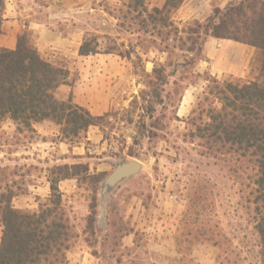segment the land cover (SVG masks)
<instances>
[{
    "label": "trees",
    "instance_id": "obj_1",
    "mask_svg": "<svg viewBox=\"0 0 264 264\" xmlns=\"http://www.w3.org/2000/svg\"><path fill=\"white\" fill-rule=\"evenodd\" d=\"M185 0H165L163 7L150 8L147 0H129L121 7L110 10L120 28L146 38L159 40L165 45L162 52L175 49L200 58L209 38L232 40L256 49L248 79H207L204 102L183 119L187 124L185 142L195 145L199 156L210 159L226 174L237 189L247 221L257 238V249L264 264V0H235L225 9L215 8L205 21H194L182 29L173 15ZM6 0H0V37L4 22ZM183 35H186L184 38ZM202 40L203 45H201ZM96 36L87 37L80 47V56L115 54L131 59L130 52L113 48L101 50ZM168 58V59H169ZM168 63V61L166 62ZM193 63L182 62V67ZM167 64H156L146 73L154 97H161L157 87L168 83ZM194 65V64H193ZM70 72L64 66L50 62L37 50L31 34L24 31L15 50L0 45V129L6 122L16 130L17 141L32 142L37 134L35 126L52 121L61 127L59 140L80 144L88 139L92 127L102 128V122L111 116H94L89 110L73 102L56 97L69 82ZM177 86V83H174ZM120 158H137L131 151ZM8 168H0V264H67V253L76 239L75 226L66 208L59 185L65 180H76L78 188L85 184L95 187L87 231L94 236L97 221V192L106 176L91 174L88 164H65L50 171V197L36 211L16 209L13 200L27 194L28 182L8 181ZM184 224L189 226L183 244L205 241L217 249L216 264H246L232 241H228L218 223L207 215L202 191L192 196ZM194 264V262L190 261Z\"/></svg>",
    "mask_w": 264,
    "mask_h": 264
},
{
    "label": "rangeland",
    "instance_id": "obj_2",
    "mask_svg": "<svg viewBox=\"0 0 264 264\" xmlns=\"http://www.w3.org/2000/svg\"><path fill=\"white\" fill-rule=\"evenodd\" d=\"M131 34L122 29L120 41L109 38L100 45L103 51L113 48L117 52L131 53L128 60L140 86L120 88V105L108 112L111 116L102 122V128L93 127L99 138L67 144L59 140L61 127L52 125L45 129L47 134L36 130L32 142L17 141L13 138L15 126L6 122L0 129V168H8L9 182H20L24 176L28 191L21 199L29 202L36 198L35 187L44 185L55 166L88 164L91 174L104 173L105 179L114 170V161H140L143 171L115 191L108 217L111 228L104 235V257L100 264H192L190 261L216 264L218 251L205 241L192 242L191 248L187 242L182 246V254L178 251V241L187 240L189 230L184 216L192 196L199 191L204 194L210 220L219 224L233 248L246 259V264H261L257 238L234 184L212 160L199 156L195 145L185 142L187 124L183 119L191 117L203 104L210 75L197 73L200 58H194V54L177 48L169 58L168 53L162 52L165 45L159 40ZM200 43L203 45L202 40ZM150 51L156 54L157 64H161L158 57L163 53L162 65L167 64L166 75H169L168 84L164 88L157 87L161 94L158 98L154 97L155 87L150 86L145 71L146 61L153 60L152 54L145 57ZM204 51L203 46L201 59H204ZM184 60L194 65L182 67ZM58 64L67 66L64 62ZM77 80L78 73H75L69 82ZM74 147L76 150H72ZM81 147L86 149L83 157L79 155ZM131 151L137 158L115 157L126 156ZM101 184L97 187V201ZM94 191L92 184H85L76 196L68 195L64 201L75 226V241L85 238L96 246L100 232L90 234L88 218L84 217L95 197ZM137 227L134 246L126 247L122 237ZM2 231L0 224V243Z\"/></svg>",
    "mask_w": 264,
    "mask_h": 264
},
{
    "label": "crops",
    "instance_id": "obj_3",
    "mask_svg": "<svg viewBox=\"0 0 264 264\" xmlns=\"http://www.w3.org/2000/svg\"><path fill=\"white\" fill-rule=\"evenodd\" d=\"M127 1L129 0H46L45 2L9 0L4 13L0 45L3 48L15 50L19 36L24 31H28L43 58L55 64L66 63V68L70 72L69 80L78 73V80L74 85L61 86L56 97L60 101H67L72 94L75 104L86 108L94 116H104L120 105V88L140 86L137 75L132 71V64L128 59L115 54L83 57L80 56L79 50L90 34L99 37L100 45L109 38L119 40L122 28L111 15L110 10L121 7ZM234 1L185 0L181 8L173 15V20L179 27L190 21H206L215 8L225 9ZM159 2L160 4H157ZM147 3H151L150 8H161L165 0H147ZM136 35L140 37L139 34H131L132 37ZM204 49V59L196 65L197 73L209 74L218 80L250 77L251 64L256 54L254 47L232 40L209 38L204 44ZM151 54L153 60L150 61L149 58L145 67L148 73H151L157 64V56L152 51L145 57ZM162 55L163 53L158 57L161 64L164 63ZM10 125L13 124L10 123ZM52 125L59 128L52 121H44L37 124L35 129L39 133L47 134L49 132L45 129ZM56 136L58 137L59 133ZM92 138H99L97 130H93V127L88 132L87 141H91ZM78 149L79 155L83 157V153L86 152L85 147ZM50 186L49 181L46 180L44 185L35 187L33 195L36 198L29 202L22 200V196L16 197L14 207L20 210H38L40 204L50 197ZM59 188L64 198L68 195L76 196L80 190L76 180L62 181ZM114 197H116L115 192L109 198L105 212L102 211L100 197L98 198L95 233L100 232V240L97 245L91 244L85 238L74 241L73 247L67 253V264H100L103 260L104 235L111 228L108 217ZM90 205L84 214L86 218H89L91 214ZM138 229L139 227L124 234L122 243L126 247L134 246Z\"/></svg>",
    "mask_w": 264,
    "mask_h": 264
},
{
    "label": "water",
    "instance_id": "obj_4",
    "mask_svg": "<svg viewBox=\"0 0 264 264\" xmlns=\"http://www.w3.org/2000/svg\"><path fill=\"white\" fill-rule=\"evenodd\" d=\"M114 170L103 180L99 192L100 207L105 212L111 195L126 181L138 176L144 165L135 159L114 161Z\"/></svg>",
    "mask_w": 264,
    "mask_h": 264
}]
</instances>
